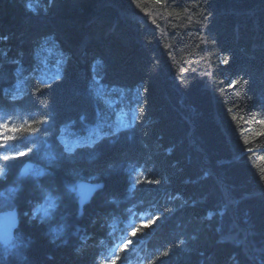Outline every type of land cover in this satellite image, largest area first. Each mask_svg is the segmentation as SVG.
<instances>
[{
    "label": "trees",
    "instance_id": "1",
    "mask_svg": "<svg viewBox=\"0 0 264 264\" xmlns=\"http://www.w3.org/2000/svg\"><path fill=\"white\" fill-rule=\"evenodd\" d=\"M96 61L138 114L68 151ZM0 124L25 129L0 141V264H264V0H0ZM82 179L104 187L80 213Z\"/></svg>",
    "mask_w": 264,
    "mask_h": 264
},
{
    "label": "rangeland",
    "instance_id": "2",
    "mask_svg": "<svg viewBox=\"0 0 264 264\" xmlns=\"http://www.w3.org/2000/svg\"><path fill=\"white\" fill-rule=\"evenodd\" d=\"M46 44L38 50L39 57L36 63L40 69V77L49 80L60 74L64 58L62 52L47 48ZM99 63V61L94 63L90 81V89L98 105L96 119L84 124L71 120L61 125L58 136L68 151L91 144L113 131L127 128L136 120L134 118L138 114V107H134L133 102L139 98L140 93L135 91L136 94L131 97L128 96L130 91L117 83L103 84L97 75ZM14 86V90L7 87L6 91L20 92L24 88V83L19 79Z\"/></svg>",
    "mask_w": 264,
    "mask_h": 264
},
{
    "label": "water",
    "instance_id": "3",
    "mask_svg": "<svg viewBox=\"0 0 264 264\" xmlns=\"http://www.w3.org/2000/svg\"><path fill=\"white\" fill-rule=\"evenodd\" d=\"M33 167L32 162H26L22 167V172H27ZM104 187L103 181H94L83 179L77 183L76 192L80 213L87 203H89L95 194ZM20 224V213L17 209H7L0 212V242L3 245L10 244L16 234Z\"/></svg>",
    "mask_w": 264,
    "mask_h": 264
},
{
    "label": "snow or ice",
    "instance_id": "4",
    "mask_svg": "<svg viewBox=\"0 0 264 264\" xmlns=\"http://www.w3.org/2000/svg\"><path fill=\"white\" fill-rule=\"evenodd\" d=\"M157 2H159V0H157ZM29 131H31V126L29 125V128H28ZM11 131L12 133H18V132H24L25 129L24 128H17L15 126H13L12 128H9L6 124H0V141L2 142H7V140L9 139H14L16 138L15 135L9 137L6 135L7 132ZM16 155H24V153H16ZM4 159H8L7 156L4 157ZM2 174V173H0ZM11 191H14V190H11ZM50 199V198H49ZM133 235H135V233H133Z\"/></svg>",
    "mask_w": 264,
    "mask_h": 264
}]
</instances>
